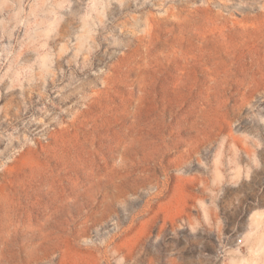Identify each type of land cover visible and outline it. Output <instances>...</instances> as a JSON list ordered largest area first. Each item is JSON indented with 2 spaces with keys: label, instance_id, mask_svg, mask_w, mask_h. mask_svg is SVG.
<instances>
[{
  "label": "rangeland",
  "instance_id": "1",
  "mask_svg": "<svg viewBox=\"0 0 264 264\" xmlns=\"http://www.w3.org/2000/svg\"><path fill=\"white\" fill-rule=\"evenodd\" d=\"M0 264H264V0H0Z\"/></svg>",
  "mask_w": 264,
  "mask_h": 264
}]
</instances>
